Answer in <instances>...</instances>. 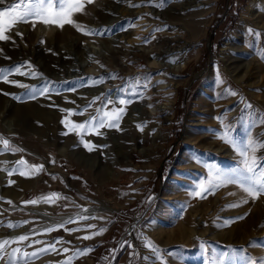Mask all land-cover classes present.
Instances as JSON below:
<instances>
[{
    "label": "rangeland",
    "instance_id": "rangeland-1",
    "mask_svg": "<svg viewBox=\"0 0 264 264\" xmlns=\"http://www.w3.org/2000/svg\"><path fill=\"white\" fill-rule=\"evenodd\" d=\"M51 2L49 23L30 17L6 31L9 41H0V69L8 75V81L0 79V240L35 229L32 240L63 241L55 244L58 251L30 264H60L70 257L69 264H211L213 249L217 257L229 253L228 264H255L256 258H264V193L252 198L239 184H224L204 198L193 194L208 189L209 166L225 171L238 166L241 157L226 141L246 144L250 138L264 144V0H73L81 11L68 12L66 5V15L60 16L59 0ZM128 2L144 10L122 18L130 34L113 41L103 31ZM10 3L20 0H5L2 7ZM32 3L40 6L41 0ZM47 4L43 0L45 8ZM90 18L97 19L96 25ZM67 19L73 22L62 27L51 22ZM177 34L191 43L173 61L177 71L151 68L157 46ZM73 40L78 48L89 44L101 54L92 53L82 63L84 54L77 47L75 53L65 47L59 51V45ZM26 62L31 68L22 71L36 76L14 72ZM133 62L148 64L147 74L132 71ZM97 67L114 72L94 79L73 73ZM147 75L157 78L150 86L163 111L148 123L166 133L165 148L155 161L154 133L140 139L132 120L121 117L118 128L99 129L102 135L91 129L68 131L97 116L98 108L102 115L122 107L103 99L92 103L101 96L94 80L105 77L100 84L115 101L121 88L147 93ZM46 82L54 90L35 99L19 86L39 89ZM255 155L264 162V148ZM40 198L55 202L24 203ZM158 207L162 212L156 215ZM78 215L90 219L81 221ZM70 217L73 222L65 228L79 231H44ZM9 223L19 226L9 228ZM85 235L91 238L82 239ZM27 244L13 243L7 250L32 252L46 246Z\"/></svg>",
    "mask_w": 264,
    "mask_h": 264
},
{
    "label": "snow or ice",
    "instance_id": "snow-or-ice-1",
    "mask_svg": "<svg viewBox=\"0 0 264 264\" xmlns=\"http://www.w3.org/2000/svg\"><path fill=\"white\" fill-rule=\"evenodd\" d=\"M150 2V0H149ZM5 3V0H0V41H9L11 39L10 36L6 35V31H8L13 24L17 22H29L30 17H38L42 18L43 22L45 24L49 23L48 15L51 14L52 9L54 5L52 4L51 0H48L47 8L43 6V0H41L40 6H34L32 3V0H28L27 3L24 2V0H20V3H10L6 7H2ZM67 5V11H81L80 7H75L73 4V0H59V6L57 15H66L65 12V6ZM135 6V5H134ZM19 9V11H17ZM55 23H59L60 26H63L64 22L72 23L73 21L71 19H67L66 21H51ZM34 26V25H33ZM251 32V29H249ZM22 37V33H18ZM43 43V41H41ZM2 51V50H0ZM31 68L30 62H26L24 65L16 66L14 68V72L20 75H25L29 77H34L37 74L34 71H22V68ZM0 79L4 81H8V75L4 73L3 69H0ZM105 77H100L98 80H94V84H100L104 81ZM131 79V78H130ZM145 82L148 81V77L143 78ZM11 83L16 84V81H11ZM22 88L27 89V95L30 98L35 99L37 95L39 96H46L49 93H51L54 90V84L52 87L46 86L41 87L39 89H36L35 87H30L27 84H20L19 85ZM146 86V83L145 85ZM71 91H76L75 88H72ZM7 95V93H5ZM110 93H102L101 96L95 97V99L92 101V103H95L96 100H105L106 104H115L119 103L120 105H126L127 103L132 102V97H135L137 99L142 98L143 93L142 91H133L131 93L128 92V89L121 88L119 90V95L117 97V100L109 99ZM91 105H89L90 107ZM247 107H251V105H248ZM64 111H70V110H64ZM102 109H97V116L91 117L88 121H86L84 124H76L73 127H70L68 129L69 132L77 131V130H85L91 129L96 135H102V133L99 131L101 128H118L119 121L121 117L123 116L125 109L124 107L115 108L110 112H103L101 115ZM67 120V117H65V121ZM87 125V127H86ZM142 130V128H141ZM67 134V133H65ZM233 145V147L238 151L239 156L241 157L238 166L234 169L230 170H222L219 168H214L212 166H209V174H210V180H209V187L208 189L204 191H195L193 194L196 196H199L201 198H204V195L207 191H212L216 188H219L220 186L224 184H239L241 188L244 189L248 193V195L252 198H256L259 194L264 193V162H262L261 158H258L255 153L257 151V148H264V144H257L256 141L252 139H248L246 144H241L237 141L229 140L226 141ZM4 145H8V141H3ZM85 147H88V149L91 151L92 147L90 143L86 142ZM18 149H14L16 151ZM251 153V154H250ZM19 163H24L23 161H20ZM42 168L43 166H39ZM21 175H24L23 172L20 173ZM11 175V172L9 173ZM9 184L13 183V181L9 180ZM199 188L204 189L203 183L199 185ZM52 197H56V193L50 194ZM46 203H54V200L49 199H34V200H28L25 201V204H37L38 202ZM245 203L247 201H244ZM11 203V201H9ZM87 211V209H85ZM77 219L84 221L90 219L89 216L86 215H78ZM73 218H69L67 220H64L62 223L56 224L55 226H47L44 228L45 232H51L55 228H65L66 224L72 223ZM24 223H28V221H24ZM19 225H13L11 223L8 224L9 228L18 227ZM88 228H94L95 225H88ZM65 231L68 232H76L79 231L77 228H71L67 229L65 228ZM100 232H103L104 229H100ZM36 230L33 229L31 234H22L19 236H16L14 238L10 239H4L0 240V260H4V264H30V261L36 259L37 257L44 255L49 252L58 251L56 249L55 244L56 243H62L63 241L61 239H58L53 244H47L44 241L40 240H32L30 237L31 235H35ZM99 233H93V235H96ZM79 238V237H78ZM91 237L88 235H85L82 237V239H90ZM18 242H28L26 245L27 247H31L35 244H41L45 243L46 246L43 248H38L32 252L28 251H22L20 247H14L11 249V251L7 250V246L18 243ZM70 243V242H69ZM149 248H152L154 252H158V249H156L153 245L149 244ZM63 252H68L69 249L64 248L62 249ZM90 251V250H89ZM79 254V250L77 252V255ZM174 256L176 258H181L180 254L174 253ZM213 257L211 264H228L229 259V253L222 252L218 254L216 250L213 249ZM73 257L69 258V261ZM69 261H63L60 262V264H69ZM255 264H264V258H256Z\"/></svg>",
    "mask_w": 264,
    "mask_h": 264
},
{
    "label": "bare ground",
    "instance_id": "bare-ground-1",
    "mask_svg": "<svg viewBox=\"0 0 264 264\" xmlns=\"http://www.w3.org/2000/svg\"><path fill=\"white\" fill-rule=\"evenodd\" d=\"M194 3H196V2H194ZM201 4H199V5H201ZM137 5L138 4H136L135 6H132L129 2L126 4H123V6H124V7L122 6L123 7L122 12L123 13L121 14V16L112 17L108 21L110 23L109 26L106 27L104 31L102 28L101 32L103 31V32H107L108 34H110L112 37L111 39L113 41H116L114 39L120 35L121 36L126 35V38H127V36L130 34V31H129V29H127L128 26L126 25V19H122V18H124L126 16L132 17V16L136 15L138 12L144 10L145 6H139V5L137 6ZM196 5H198V4L196 3ZM151 7H154V9H155L154 11H156V7L154 5H152ZM90 19H93V18H90ZM120 19H122V20H120ZM90 21L95 22V21H97V19H93ZM88 25H92V23H89ZM93 25H96V22L93 23ZM118 26H121L123 29L119 33L116 32V28ZM96 31L100 33L99 29ZM184 42L185 41H184L183 37L181 36V34H177L175 36H170L166 40H164L161 45L157 46V48L159 50V52L157 53L158 58H155V60L152 61V63H151L152 67L151 68L158 69L160 66H164V67L170 66L169 69H171V72L175 73V71H177V69L179 68V65H176L175 63H173V61L176 59L177 54H179L178 52L183 51L187 45H191V43L185 44ZM59 46H60V47H58L59 51H62V47H65V48H69V51H71L72 53H75L76 47L78 48L76 40L70 41L64 45H59ZM78 49L81 51L82 54H84V56L81 59H79L80 61H82V63L88 61L89 56L92 55V53H96L97 55L101 54V50L99 48H95L94 46H90L89 44L82 45ZM140 55H143V54L140 53ZM146 65L147 66H144L140 62H133L131 68H132V71H134L136 73L139 72L142 75L143 74L145 75V74H147L146 73L147 67H149L148 64H146ZM107 68L108 67H103V68L97 67V68L92 69V71H85L84 69L78 68V70H74L73 73H77V74L83 76L84 78L86 77L87 79L88 78L94 79L95 77L100 76V74H102V73L105 74L108 72H110V73L114 72L112 70L108 71ZM117 73H118V71H117ZM111 74H113V73H111ZM146 77L149 78L147 81V93H145L142 96V98H139V99L132 97V102L127 103L126 105H122V107H124V109H125V112H124L122 118L128 119V121L129 120L134 121V127H133L134 130L133 131L135 134H140L142 136V138H140V139L146 140L147 135H152V133H154L153 134L154 147H153L152 152L155 154L154 158H153V161H155L156 158L158 157L159 153H161L163 151V149L165 148L166 133L162 129H160L161 127L156 128L154 126H151L148 123L149 119L152 116H155L158 118V116L163 111L161 108L158 107V104L156 103V100L159 98L158 94L156 92L152 91V88L150 86L151 81H153L157 78L154 75H147ZM37 80L38 79H36V81ZM92 81L91 80L86 81V85L91 84ZM95 85H96V87H94V90H96V92H98V94L110 93L109 99L112 98V91L108 90V87L106 85H101V84H95ZM151 108H154V110L152 111L153 113L152 112L150 113ZM3 110H2V113H3ZM2 113H0V114H2ZM141 128H142V130H141ZM143 140L139 141V139H138L136 141L137 145H139L141 147V145L143 144L142 143ZM0 176H1V174H0ZM161 212H162V208L158 207L156 215L161 214ZM24 231H25V229L23 228V232ZM25 233H27V232L25 231L23 234H25Z\"/></svg>",
    "mask_w": 264,
    "mask_h": 264
}]
</instances>
